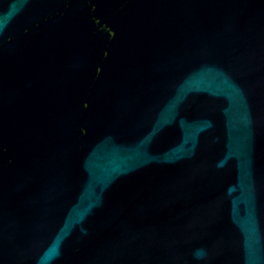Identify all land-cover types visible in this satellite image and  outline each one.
<instances>
[{"label":"water","instance_id":"95a60500","mask_svg":"<svg viewBox=\"0 0 264 264\" xmlns=\"http://www.w3.org/2000/svg\"><path fill=\"white\" fill-rule=\"evenodd\" d=\"M0 264H264V0H0Z\"/></svg>","mask_w":264,"mask_h":264}]
</instances>
